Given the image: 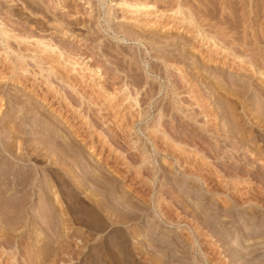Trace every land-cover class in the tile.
<instances>
[{"label": "rangeland", "instance_id": "374dc122", "mask_svg": "<svg viewBox=\"0 0 264 264\" xmlns=\"http://www.w3.org/2000/svg\"><path fill=\"white\" fill-rule=\"evenodd\" d=\"M1 21L0 264H264V0Z\"/></svg>", "mask_w": 264, "mask_h": 264}, {"label": "bare ground", "instance_id": "6f19581e", "mask_svg": "<svg viewBox=\"0 0 264 264\" xmlns=\"http://www.w3.org/2000/svg\"><path fill=\"white\" fill-rule=\"evenodd\" d=\"M131 5V4H130ZM140 5V4H139ZM147 5L148 4H144V7L146 6V8H147ZM131 6H135L134 4L133 5H131ZM137 7V6H136ZM0 23H2V21L0 22ZM3 25V24H2ZM6 30V29H5ZM7 31V30H6ZM1 33L3 34V36L5 37V38H7L8 37V34L4 31V30H1ZM18 36V35H17ZM27 37V36H26ZM14 38V37H13ZM6 40V39H5ZM8 40V39H7ZM4 41V40H3ZM42 41V40H41ZM48 41H49V39H48ZM35 42V41H34ZM46 42V41H45ZM49 43V42H48ZM51 44V43H50ZM10 46V45H9ZM57 46V45H56ZM42 49V48H41ZM45 51V50H44ZM49 52V51H48ZM25 153V151L23 150V149H21V148H16V149H9V148H6V147H0V156H2V155H5V154H8V155H11L12 157H14V158H19L20 159V157H21V155H23ZM15 160V159H14ZM8 164V163H7ZM12 168V167H11ZM11 168H10V166L8 165L7 167H4V168H2V170L0 171V176H2V175H5L6 173H8V172H10L11 171ZM30 173V172H29ZM27 175V174H26ZM29 175V174H28ZM27 177L26 176H23V174H21L20 176H19V178H17V180H16V184H18V185H20V187L22 186H24L25 184H26V182H31V180L32 179H26ZM14 183V182H13ZM7 190V189H6ZM19 190V189H18ZM21 190V189H20ZM8 191V190H7ZM22 191V190H21ZM1 193H4L3 191L1 192ZM6 193V192H5ZM3 195V194H2ZM8 194H6V195H3L1 198H0V204H4L5 203V201H6V199H7V197H9V195L7 196ZM22 196V195H21ZM19 202V201H18ZM2 247V246H1Z\"/></svg>", "mask_w": 264, "mask_h": 264}]
</instances>
